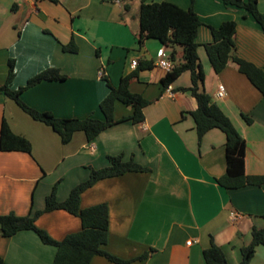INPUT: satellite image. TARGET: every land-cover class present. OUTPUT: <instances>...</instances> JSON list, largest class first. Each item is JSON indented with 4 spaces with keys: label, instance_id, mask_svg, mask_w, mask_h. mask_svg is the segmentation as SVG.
Masks as SVG:
<instances>
[{
    "label": "crops",
    "instance_id": "0c3cea01",
    "mask_svg": "<svg viewBox=\"0 0 264 264\" xmlns=\"http://www.w3.org/2000/svg\"><path fill=\"white\" fill-rule=\"evenodd\" d=\"M147 1H170L183 9L190 6V0ZM140 2L0 0V84L6 80L9 60L14 61L13 89L49 67L66 76L42 81L22 93L23 101L34 109L60 118L102 119L99 104L109 91L104 78L117 87L120 78L134 70L132 61L154 62L153 68L140 71L129 86L150 101L143 108V121L115 123L91 141L77 131L63 144L50 126L32 119L0 93V125L5 119L32 147L30 154L0 151V214L25 215L43 209L56 183V197L63 201L75 185L89 177L90 167H105L108 155L122 154L148 170L100 179L80 195V208L98 203L108 207V238L103 249L131 260L124 264H206L203 250L212 237L229 264H239L241 247L250 242L252 228L264 226V184L226 189L217 183L226 169L225 134L212 128L198 143L189 113L197 102L179 90L190 86L189 71L162 89L160 79L168 69L158 65L157 51L164 49L168 58L173 51L178 61L182 50L156 39H147L139 47ZM257 7L264 12V0H258ZM193 8L202 22L196 41L205 74L203 89L244 138L245 172L262 176L264 95L232 60L214 73L204 45L212 41V27L234 20L238 56L264 69V32L242 8L222 0H194ZM71 38L78 47L76 53L61 48ZM101 68L104 77L98 76ZM219 86L225 90L222 97L216 96ZM131 113V106L115 102V119ZM35 225L56 241L81 229L79 217L61 209L42 213ZM55 253L56 247L42 243L32 230L0 236L3 264H52ZM89 264L119 263L96 255ZM250 264H264V245L256 247Z\"/></svg>",
    "mask_w": 264,
    "mask_h": 264
},
{
    "label": "trees",
    "instance_id": "16d2710c",
    "mask_svg": "<svg viewBox=\"0 0 264 264\" xmlns=\"http://www.w3.org/2000/svg\"><path fill=\"white\" fill-rule=\"evenodd\" d=\"M56 2L57 0H52ZM106 1V0H105ZM225 5L236 6L245 11V16H251L264 32V12H261L258 0H222ZM194 0H190V6L183 9L170 1H147L141 0L139 5V29L136 40L139 47L147 39H156L166 47L179 46L182 50L180 60H176L175 53L169 55L172 66L160 79V84L165 90L184 71L190 72L191 84L188 87L179 88L195 98L197 107L189 112L196 125L198 143L203 135L212 128H218L225 134V162L226 169L223 175L216 178L219 185L226 189H237L247 184H264V175L251 176L245 172V140L233 125L230 118L212 97L203 89L204 70L197 53L198 43L197 30L201 25L197 13L193 8ZM125 9L129 6L125 5ZM236 22L225 20L218 27L211 28L212 41L205 44V50L214 73L221 72L227 63L232 60L238 65V69L249 81L264 95V69L246 61L236 52ZM63 51L76 53L78 47L73 38L61 46ZM154 67V62L141 59L137 62L134 70L120 78L117 87L111 85L104 78L108 87L107 95L99 104L103 118L87 116L85 118H60L50 111H40L26 104L21 98L22 93L42 82L51 80H64L58 68L49 67L30 77L23 86L16 89L11 87L14 77V61L8 62L6 80L0 84V93L15 101V103L32 119L50 126L60 137L63 144L68 143L73 134L81 131L87 141H91L107 127L124 121L131 120L137 124L144 119L143 108L150 103L141 94L132 92L129 88L131 81L138 78L139 72ZM104 77V76H103ZM119 101L132 107V113L119 119L114 118L115 102ZM247 122L251 120L244 115ZM30 141L14 133L5 119L0 125V151H21L31 153ZM109 165L102 168H91L89 177L75 185L69 192L68 197L59 201L56 197L57 183L51 192L45 197V206L41 210L18 215L15 212L0 214V236L11 237L19 231L32 230L40 238L41 242L56 247V253L52 264H89L96 255L106 257L114 263L124 264L131 260L118 258L105 249L108 238L109 214L106 203H98L89 207L80 208L79 200L81 193L96 181L118 176L126 172L147 171L148 168L134 161L133 158L125 160L122 154L108 155ZM65 210L79 217L81 229L67 234L62 240L52 239L44 230L35 225L36 218L42 213L53 210ZM264 245V226L253 227L250 242L241 247V259L239 264H250L255 254L256 247ZM147 254L140 258L146 257ZM203 258L206 264H229L225 251L217 245L213 238L210 244L203 250ZM0 264H3L0 258Z\"/></svg>",
    "mask_w": 264,
    "mask_h": 264
},
{
    "label": "built area",
    "instance_id": "2783aa9c",
    "mask_svg": "<svg viewBox=\"0 0 264 264\" xmlns=\"http://www.w3.org/2000/svg\"><path fill=\"white\" fill-rule=\"evenodd\" d=\"M116 2H119V0H115ZM157 57L159 58L158 60V65L162 68H166V69H170L172 64L169 61L168 55L166 54V52L164 51V49H159L157 51ZM137 61H132V65L136 66ZM98 76L99 77H103L104 76V70L101 68L98 71ZM225 95V90L223 88V86H219L217 92H216V96L217 97H222Z\"/></svg>",
    "mask_w": 264,
    "mask_h": 264
}]
</instances>
